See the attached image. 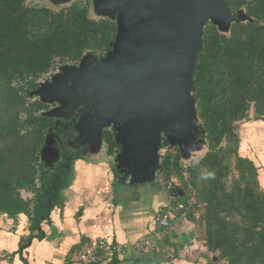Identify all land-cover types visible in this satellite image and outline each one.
I'll list each match as a JSON object with an SVG mask.
<instances>
[{
	"label": "trees",
	"instance_id": "1",
	"mask_svg": "<svg viewBox=\"0 0 264 264\" xmlns=\"http://www.w3.org/2000/svg\"><path fill=\"white\" fill-rule=\"evenodd\" d=\"M90 3L0 0V214L24 216L28 240L43 237L42 223L62 204L71 180L70 170L40 163L50 119L42 115L48 105L31 93L58 66L78 64L86 54L100 60L111 50L116 24L92 17ZM226 3L252 21L234 23L226 34L210 23L204 28L191 93L206 151L184 164L179 150L163 140L157 181H178L175 204L187 210L177 214H197L205 264H264V185L254 161L240 154L239 135L244 123L264 122V0ZM103 142L106 156L118 152L107 129ZM58 147L70 160L64 164L81 158ZM215 253L218 262L210 258Z\"/></svg>",
	"mask_w": 264,
	"mask_h": 264
},
{
	"label": "water",
	"instance_id": "2",
	"mask_svg": "<svg viewBox=\"0 0 264 264\" xmlns=\"http://www.w3.org/2000/svg\"><path fill=\"white\" fill-rule=\"evenodd\" d=\"M42 1L57 7L74 0ZM90 5L95 18L116 24L111 50L100 60L86 54L77 67L62 66L31 96L58 104L42 113L47 118L64 117L68 104L86 99L90 109L73 126L78 143L93 148L104 130L111 131L119 150L109 160L124 182L135 189L153 187L163 140L179 150L182 162L206 151L191 93L205 26L226 34L232 24L252 20L243 10L232 13L226 0H91ZM56 141L50 128L40 150L46 168L54 169L62 158ZM211 260L218 262L217 253Z\"/></svg>",
	"mask_w": 264,
	"mask_h": 264
},
{
	"label": "crops",
	"instance_id": "3",
	"mask_svg": "<svg viewBox=\"0 0 264 264\" xmlns=\"http://www.w3.org/2000/svg\"><path fill=\"white\" fill-rule=\"evenodd\" d=\"M71 173L70 184L61 192L62 204L42 223L41 239L28 240L24 216L0 214V264H70L77 250L101 239L124 250L121 259L110 264L206 263L197 214L192 219L174 213L166 229L155 223L170 203L163 184L135 189L125 180L118 182L109 162L82 158L70 164ZM141 237L152 243L151 253L136 247Z\"/></svg>",
	"mask_w": 264,
	"mask_h": 264
},
{
	"label": "built area",
	"instance_id": "4",
	"mask_svg": "<svg viewBox=\"0 0 264 264\" xmlns=\"http://www.w3.org/2000/svg\"><path fill=\"white\" fill-rule=\"evenodd\" d=\"M178 187L179 183L175 178H169L164 182L170 203L155 219V223L161 229L168 228L172 214L187 210L182 204H175L178 195L175 188ZM136 247L142 253H151L154 250L152 243L146 237L139 238ZM123 254L124 250L120 246L101 239L87 248L77 250L70 264H109L121 259Z\"/></svg>",
	"mask_w": 264,
	"mask_h": 264
},
{
	"label": "rangeland",
	"instance_id": "5",
	"mask_svg": "<svg viewBox=\"0 0 264 264\" xmlns=\"http://www.w3.org/2000/svg\"><path fill=\"white\" fill-rule=\"evenodd\" d=\"M75 1V0H74ZM28 2L32 3H39V4H47L51 7H55L51 5L47 1L42 0H28ZM91 6V5H90ZM92 17H94L93 13L91 12ZM95 18V17H94ZM62 66H58L57 69H60ZM44 79V78H42ZM43 82V81H42ZM49 118V117H48ZM50 120H58V117L49 118ZM240 135V154L244 157H249L252 160L254 159L256 166L259 168V182L263 186L264 185V122H254L249 121L241 125L239 130ZM64 138V137H63ZM67 149L70 152V146L66 144ZM205 149V147H204ZM105 144L103 141L99 143V145L93 148H83L79 153L81 158L85 161H89L91 163H98V162H109L110 166L113 167L111 164L110 158L105 154ZM196 154L194 155V159L196 158ZM108 159V160H107ZM192 160V159H191ZM183 162L184 164L189 163ZM116 170V167H115ZM118 174H120L121 170H116ZM73 173H69L71 178ZM166 179L165 181H167ZM124 181V178H123ZM120 182V181H118ZM70 184V181H69ZM124 184V183H123ZM126 185V184H125ZM130 186V184H127ZM24 196H26L24 194Z\"/></svg>",
	"mask_w": 264,
	"mask_h": 264
},
{
	"label": "flooded vegetation",
	"instance_id": "6",
	"mask_svg": "<svg viewBox=\"0 0 264 264\" xmlns=\"http://www.w3.org/2000/svg\"><path fill=\"white\" fill-rule=\"evenodd\" d=\"M77 65L78 64L71 65V66L77 67ZM64 66H70V65H64ZM60 70H61V68L60 69L56 68L55 70L51 71L49 74H47L44 77V79H41L39 81L38 86L42 83L49 82L51 80V78L53 77V75H55ZM57 107H58V104L48 105L47 111L55 109ZM89 109H90V105L88 104V101L86 99H84V102L80 103L79 105L68 104L65 107V109L63 110V114H64L63 116L64 117L58 116V120H49V125H50L49 129L51 128L52 134L55 135L56 137H58L59 141H60V143L57 141L55 142V146L58 149H59V147H58L59 145H60V147H61V145H63L65 151H68V153L71 155V154H77V153L79 154L81 152V150L83 148H85L84 145H81L78 143V140L76 138V134L73 131V126L79 120V118L81 116H83L87 113V111ZM54 140H56V139H54ZM66 144H68L70 146V152H69V149H67ZM61 156H62V152H61ZM52 158H51V160H52ZM54 161H56V158L54 159ZM65 161L67 163H70L69 159L65 160L62 157L61 160H59L57 163H55L56 165L54 166V169L56 167H63L66 171H69L70 170V164L69 165L64 164ZM49 167H52V166H49ZM48 169H50V168H48Z\"/></svg>",
	"mask_w": 264,
	"mask_h": 264
}]
</instances>
